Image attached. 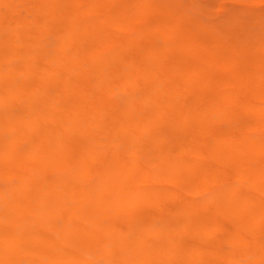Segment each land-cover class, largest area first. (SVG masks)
<instances>
[{
	"label": "bare ground",
	"instance_id": "bare-ground-1",
	"mask_svg": "<svg viewBox=\"0 0 264 264\" xmlns=\"http://www.w3.org/2000/svg\"><path fill=\"white\" fill-rule=\"evenodd\" d=\"M178 11L0 0V264H264V74Z\"/></svg>",
	"mask_w": 264,
	"mask_h": 264
},
{
	"label": "rangeland",
	"instance_id": "rangeland-1",
	"mask_svg": "<svg viewBox=\"0 0 264 264\" xmlns=\"http://www.w3.org/2000/svg\"><path fill=\"white\" fill-rule=\"evenodd\" d=\"M156 1V0H155ZM169 3L170 6L179 8L178 14L189 19L188 24L201 22L207 25L208 33H198L205 36V44H210L209 50L212 55H219L217 49L211 44L209 36H230L235 42L243 45L248 52L246 56L249 69L256 68L264 74V1L249 2L247 0H160ZM124 6L132 7L134 0H121ZM17 8L22 7L20 2H15ZM218 6V7H217ZM160 14V13H159ZM127 16V15H125ZM240 20V21H239ZM151 24V23H150ZM157 21L150 26H155ZM148 27L145 31L154 37L156 45H160L159 32ZM82 37V35H81ZM227 62V72L223 69H216V76L223 79L228 75L242 73L246 70L241 63V59H233L229 56L222 57ZM219 64V63H218ZM122 95V96H121ZM117 94V100L124 98L123 94ZM98 102V101H93ZM210 140L206 145H210ZM216 239H213L215 238ZM212 240H218L219 236L214 235Z\"/></svg>",
	"mask_w": 264,
	"mask_h": 264
}]
</instances>
